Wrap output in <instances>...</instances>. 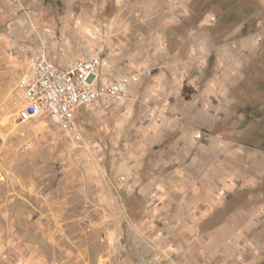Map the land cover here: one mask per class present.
Returning a JSON list of instances; mask_svg holds the SVG:
<instances>
[{"label":"rangeland","instance_id":"1","mask_svg":"<svg viewBox=\"0 0 264 264\" xmlns=\"http://www.w3.org/2000/svg\"><path fill=\"white\" fill-rule=\"evenodd\" d=\"M250 2L0 0V264H264ZM23 47L143 73L123 101L79 108L76 135L18 118Z\"/></svg>","mask_w":264,"mask_h":264},{"label":"built area","instance_id":"2","mask_svg":"<svg viewBox=\"0 0 264 264\" xmlns=\"http://www.w3.org/2000/svg\"><path fill=\"white\" fill-rule=\"evenodd\" d=\"M22 51L28 55L29 68L16 85L22 95L18 118L26 122L46 115L62 130L76 135H79L76 122L79 108L123 101L143 73L138 68L111 77V63L98 52L84 51L62 68L50 58L46 47L35 51L23 47Z\"/></svg>","mask_w":264,"mask_h":264},{"label":"crops","instance_id":"3","mask_svg":"<svg viewBox=\"0 0 264 264\" xmlns=\"http://www.w3.org/2000/svg\"><path fill=\"white\" fill-rule=\"evenodd\" d=\"M251 4H249V5H253V4H255L256 6H257V4H259L256 8H258L257 10H259V11H257L258 12V17H260V21H261V23L262 24H264V0H251V2H250ZM254 13V12H253ZM252 12H251V14H253ZM243 27V31H244V29L246 28V26L245 25H243L242 26ZM207 30V32H209V30L208 29H206ZM262 32V34L260 35V37L259 38H257V36L258 35H255V36H253L252 37V39H251V45H254L255 47L256 46H259L260 45V43L262 42L263 44H264V28H262V30H261ZM210 36V35H209ZM209 38V40H211L210 42H214V37H212V36H210V37H208ZM226 39V38H225ZM245 41H247V38L245 39ZM66 56H67V58H66ZM50 58L53 60V61H55V62H57L56 61V59H57V57H55V58H53L52 56H50ZM64 59L65 60H68L69 59V55H65L64 56ZM62 66V65H61ZM64 67H66V66H64ZM257 106V105H256ZM262 108V107H261ZM261 110V109H260ZM261 112V111H260ZM259 113V112H258ZM260 134H263V135H260L261 137H259V136H257V138L259 139V140H263L264 139V131L262 132V133H260ZM261 149H264L263 147H261Z\"/></svg>","mask_w":264,"mask_h":264}]
</instances>
